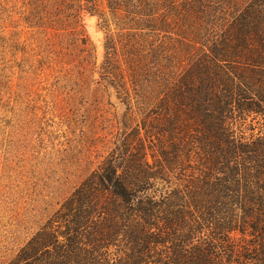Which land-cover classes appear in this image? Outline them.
I'll return each instance as SVG.
<instances>
[{
  "label": "trees",
  "instance_id": "trees-1",
  "mask_svg": "<svg viewBox=\"0 0 264 264\" xmlns=\"http://www.w3.org/2000/svg\"><path fill=\"white\" fill-rule=\"evenodd\" d=\"M50 1L57 24L64 1L99 12ZM105 1L137 33L122 59L108 40L103 78L159 113L160 164L106 163L15 264H264V132L242 129L264 118V0ZM158 181L175 188L157 196Z\"/></svg>",
  "mask_w": 264,
  "mask_h": 264
},
{
  "label": "rangeland",
  "instance_id": "rangeland-1",
  "mask_svg": "<svg viewBox=\"0 0 264 264\" xmlns=\"http://www.w3.org/2000/svg\"><path fill=\"white\" fill-rule=\"evenodd\" d=\"M93 1L94 15L81 13L79 1H64L71 11L61 15L78 17L57 24L53 1L0 0V264H15L109 161L124 168L148 160L154 171L160 164L159 113L142 112L137 99L130 108L117 83L103 78L108 44L122 59L123 45L137 32L121 31L107 2ZM242 129L247 137L249 129L264 132V118L252 115ZM191 146L198 161L197 144ZM154 185L157 196L175 188Z\"/></svg>",
  "mask_w": 264,
  "mask_h": 264
}]
</instances>
